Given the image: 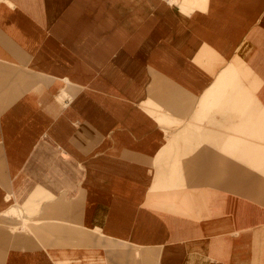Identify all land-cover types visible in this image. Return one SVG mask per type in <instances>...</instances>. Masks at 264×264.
<instances>
[{
    "label": "crops",
    "instance_id": "0c3cea01",
    "mask_svg": "<svg viewBox=\"0 0 264 264\" xmlns=\"http://www.w3.org/2000/svg\"><path fill=\"white\" fill-rule=\"evenodd\" d=\"M0 264H264V0H0Z\"/></svg>",
    "mask_w": 264,
    "mask_h": 264
},
{
    "label": "rangeland",
    "instance_id": "374dc122",
    "mask_svg": "<svg viewBox=\"0 0 264 264\" xmlns=\"http://www.w3.org/2000/svg\"><path fill=\"white\" fill-rule=\"evenodd\" d=\"M160 122H162V121H160ZM252 169H254V168H252ZM256 170V169H255ZM256 171H258V170H256ZM12 214H16V213H12Z\"/></svg>",
    "mask_w": 264,
    "mask_h": 264
}]
</instances>
